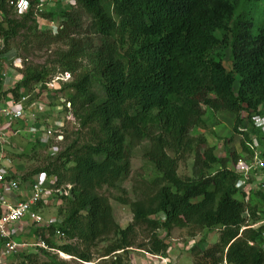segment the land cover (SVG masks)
I'll use <instances>...</instances> for the list:
<instances>
[{"label":"trees","instance_id":"trees-1","mask_svg":"<svg viewBox=\"0 0 264 264\" xmlns=\"http://www.w3.org/2000/svg\"><path fill=\"white\" fill-rule=\"evenodd\" d=\"M70 1L66 10L36 13L37 18L60 20L61 29L54 33L38 29L31 11L16 18L0 2L2 57L20 31L21 45L32 39L66 48L56 55L59 72H68L70 81L50 92L71 90L65 102L79 130L30 175L52 176L56 186H71L70 197L62 198L55 215L63 241L78 244L55 246L46 241L47 245L88 263L90 249L107 240L100 254L109 258L104 264H123L136 228L146 234V242L136 249L161 256L170 251L166 239L173 228L215 229L216 242L206 245L200 237L189 247L191 264H220L222 259L227 264H264V227L240 230L244 212L249 225L260 210L235 198L237 176L231 170L240 155L251 154L246 146L249 135L239 129L244 122L251 127L253 117H264L259 109L264 103V28L253 33L250 7L241 5L253 0ZM82 18L87 19L85 25ZM220 47L228 52L227 70L214 52ZM81 59L86 66L76 72ZM19 73L11 89L0 85V103L7 94L17 98L19 91L42 84L52 69L27 66ZM58 106L67 110L65 103ZM205 111L232 115L231 130L241 136L238 151L229 148L219 157L202 135H189L191 129L204 126ZM260 140L258 135L261 144ZM141 141L147 142L142 156L155 176L149 182L150 194L117 199L132 216L121 228L112 218L108 199L98 191L119 188L129 173L130 151ZM186 157L190 174L180 176L177 162ZM252 194L261 197L256 191ZM157 214L163 221L155 218ZM27 252L15 258L29 260ZM44 264L64 263L52 259Z\"/></svg>","mask_w":264,"mask_h":264},{"label":"rangeland","instance_id":"rangeland-1","mask_svg":"<svg viewBox=\"0 0 264 264\" xmlns=\"http://www.w3.org/2000/svg\"><path fill=\"white\" fill-rule=\"evenodd\" d=\"M243 7H250V17L252 19V32L259 28H264V16L262 15V7L264 6V0H253L250 3L245 4L242 2ZM13 16V14H11ZM83 19V18H82ZM83 24L87 23V19H83ZM83 27L82 29H84ZM22 32L18 33L17 38L10 40L7 43L8 53L4 54L0 58V71L6 72L9 75L21 72L23 68L27 66L31 67H41L46 66L52 69V74L59 72V66L57 62V53L64 51L65 45L61 43H51L43 44L42 41L38 40H29L28 44L24 43L21 45L19 41L21 40ZM214 52L221 55V62L223 67L227 70L229 68V62L227 60L228 52L226 49L220 47ZM86 66V62L81 59L78 62L76 67V72ZM15 72V73H14ZM75 72V73H76ZM50 75V76H51ZM235 88V86H234ZM24 93V91H22ZM71 90L62 88L58 94H54L50 91H45L43 89L32 88L28 92H25L28 96V102L34 100H41L45 105V108L34 114L33 117L28 118V120L21 122L17 125L11 127L12 131H18L16 135L10 137L2 145V153L0 154L2 158V163L5 165V170L13 174L14 176L20 179V183H27L31 175L30 173L36 169L40 168L43 163H45L49 156L46 148L41 147L38 142L39 131L36 130L37 126L43 124L45 120H48V123L53 121L54 117L59 120L60 126L56 128L53 139L50 141L53 145L55 144L58 151L65 146H67L74 138L75 134L79 130L77 122L72 119H66L68 115H65L63 111L59 113H53L52 108L58 106L62 100L66 101L67 96L71 94ZM69 108V106H68ZM67 108V109H68ZM264 113V103L259 107ZM70 116L72 113L68 109ZM245 117L244 114H242ZM73 118V117H72ZM44 119V121H43ZM73 120H75L73 118ZM204 126L201 129L193 128L189 132L190 136L202 135L205 138L206 144L210 147H213L214 153L219 157H225L229 148L234 150H239V139L241 136L236 135L232 132V115L221 112V113H212L210 111H205L204 117ZM244 127L249 128V124L244 122ZM81 134H84L82 130ZM81 135V136H82ZM226 139H230L229 144H226ZM147 147L146 141H141L130 151L129 158V173L124 180L121 181L119 188L117 190L107 189L105 187L101 188L98 193L105 196L108 199L109 206L111 208V215L113 220L121 228L125 227L131 222V213L127 205H122L118 202L120 200H133L140 195H144L151 190L149 182L155 176V173L149 163L143 159V152ZM59 151V152H60ZM190 159L186 157L184 161L177 162V174L180 176H188L190 174ZM213 170V169H212ZM23 177H26L22 180ZM26 186V185H24ZM236 199H239V195H235ZM258 200V198H256ZM259 201L258 203H260ZM47 215H55L56 208H49L46 211ZM197 228L185 227L182 229L173 228L170 232L166 243L170 247V253L165 255L170 262V264H191V257L188 253L189 245H194L195 241L200 237L205 239L206 245H211L216 242L217 231L213 230H195ZM135 238L133 245L128 250L127 261L123 264H159L155 260L148 259L147 254L142 249H136V245H143L146 242L145 232L142 228H136ZM160 237L164 234L158 232ZM53 245L58 246L64 243L70 245H76L74 240L71 241H51ZM108 241L99 242L95 245L93 249H90L91 261L88 263L80 262L78 259L67 256L65 254L61 257L56 253L46 252L47 255L38 253L36 250H29L27 253L31 256L29 260L25 258H12L10 264H44L50 262L54 259L55 262H63L64 264H104L105 261H108L106 257H101L100 254L103 248L107 245ZM192 243V244H191ZM192 245V246H193ZM30 261V262H28Z\"/></svg>","mask_w":264,"mask_h":264},{"label":"built area","instance_id":"built-area-1","mask_svg":"<svg viewBox=\"0 0 264 264\" xmlns=\"http://www.w3.org/2000/svg\"><path fill=\"white\" fill-rule=\"evenodd\" d=\"M7 7L14 17L18 18L29 11L36 16L37 12L53 13L58 10H66L71 6L70 0H34L31 4L30 0H0ZM0 12V21H1ZM38 29L51 33L61 29L59 19L37 18ZM2 40L0 38V50L2 49ZM0 57H2L0 55ZM15 73V72H14ZM21 78L19 72L9 75L0 71V85L3 90L11 89ZM70 81L68 72H57L49 76L48 80L42 84L34 86L40 89L42 86L45 91H51L58 88L62 84ZM42 89V88H41ZM19 96L13 98L7 94L1 99L0 103V154L2 153V145L18 131H12L11 127L33 117L34 114L42 111L44 105L40 100L28 102V96L22 91L18 92ZM65 108H68V103ZM59 111H63L66 119L74 121L70 116L68 109L65 111L60 107ZM45 120L43 124L37 126L39 131L38 142L41 147L47 149L48 154L53 155L57 152L55 144L50 141L53 139L55 130L60 126L59 120L54 119L51 123ZM252 127V128H251ZM249 128L242 126L239 129L247 132L249 142L246 146L251 151L250 155H240L236 162L231 166V170L236 174L237 178L234 187L241 197L244 204L249 201L256 204L258 211L256 216L258 219L249 223L248 212H244L245 223L243 227L246 229H256L264 227V117L252 118V125ZM261 137V144L258 141V135ZM0 155V264H10L15 256L29 250H42L45 252L56 253L63 257L57 249L47 245L46 241H63L64 233L59 229L60 219L56 215H47L49 208H58L62 204V198L70 197V185L56 186L55 179L52 176L44 174H36L30 178L27 183H20V179L5 170ZM26 185V186H24ZM256 191L261 197L253 196ZM258 198V200H256ZM261 201L260 203H258ZM155 218L163 221V216L157 214ZM52 229V230H50ZM262 247L264 249V230L261 232ZM192 244V243H191ZM193 245V244H192ZM189 245V246H192ZM248 245H252L248 243ZM147 255L148 259L155 260L159 264H170L165 256ZM220 264H227L224 259Z\"/></svg>","mask_w":264,"mask_h":264},{"label":"crops","instance_id":"crops-1","mask_svg":"<svg viewBox=\"0 0 264 264\" xmlns=\"http://www.w3.org/2000/svg\"><path fill=\"white\" fill-rule=\"evenodd\" d=\"M40 101H41V100H40ZM43 105H44V104H43ZM44 108H45V105H44ZM44 108H43V109H44ZM43 109H42V110H43ZM52 109H53L52 112H53V113L55 112V113L57 114V113H59V109H60V107H59V106H56V107H54V108H52ZM57 116H59V114H57L56 117H54L53 119H57ZM168 253H170V251H169ZM168 253H167V254H168Z\"/></svg>","mask_w":264,"mask_h":264}]
</instances>
